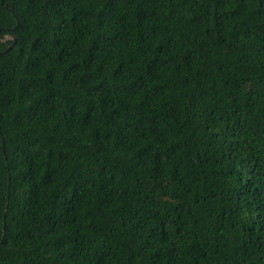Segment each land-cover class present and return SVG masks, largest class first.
Segmentation results:
<instances>
[{
  "label": "trees",
  "instance_id": "obj_1",
  "mask_svg": "<svg viewBox=\"0 0 264 264\" xmlns=\"http://www.w3.org/2000/svg\"><path fill=\"white\" fill-rule=\"evenodd\" d=\"M0 264H264V0H0Z\"/></svg>",
  "mask_w": 264,
  "mask_h": 264
},
{
  "label": "water",
  "instance_id": "obj_2",
  "mask_svg": "<svg viewBox=\"0 0 264 264\" xmlns=\"http://www.w3.org/2000/svg\"><path fill=\"white\" fill-rule=\"evenodd\" d=\"M10 47H11V45H10V46H8L6 50H8Z\"/></svg>",
  "mask_w": 264,
  "mask_h": 264
}]
</instances>
